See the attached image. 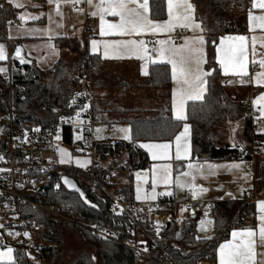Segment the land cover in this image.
I'll return each instance as SVG.
<instances>
[{
    "label": "trees",
    "instance_id": "16d2710c",
    "mask_svg": "<svg viewBox=\"0 0 264 264\" xmlns=\"http://www.w3.org/2000/svg\"><path fill=\"white\" fill-rule=\"evenodd\" d=\"M246 1L191 0L195 8V19L201 22L203 32L207 35L209 52L207 69L212 70L211 75L207 76V90L203 99L188 102L186 106L185 122L190 126L192 156L200 161L250 159L249 155L247 157L241 155L243 150L248 149L246 146L251 137L252 120L246 114L248 103L245 104L242 99L233 97L228 92L219 75L218 65L211 59L212 46L217 36L229 32H244ZM234 3H239L242 7L238 9L233 6ZM150 8L151 18L157 20L166 16L165 0H150ZM13 15V9L0 2V41L9 42L6 24ZM55 45L60 48L65 47L70 51L77 48L76 40L66 37L56 38ZM87 54L89 53L83 51L79 58L71 63L59 60L51 69L45 71L40 70L33 63L12 69L11 65L18 64V62L11 61L10 70L0 74V116L12 111L15 122L21 120V126L28 128L36 124L46 126L61 116L73 113L74 95L82 87L83 78L90 76L92 92L102 85L101 61L89 54V63H85L84 58ZM170 83L169 65L159 63L151 64L145 76V83L141 86L155 90H168ZM134 86L136 85H127L123 90ZM92 106V109L99 114L97 124L114 121L108 118L102 120L94 102ZM115 109L124 114L136 112L133 108L119 105ZM122 121L129 125L130 138L118 142H111L110 138L98 141L95 146L97 154L95 161L100 167H102L100 161L104 160L107 154L116 156L121 152L127 153L129 170L144 165V153L139 150L138 143L172 140L183 125L182 120L172 117L168 106H161L149 115L124 117ZM232 123L237 124L238 139L234 145L230 144L225 135ZM3 132L4 127H0V137ZM260 134L264 139V133ZM62 136L64 143L73 150L75 137L72 130L64 128ZM0 145L4 146L1 140ZM43 175L48 180V186L38 191L35 197L43 203L59 205L68 216L83 224L61 222L49 213L33 208L29 204H20L19 212L31 221L33 225L31 231L40 246L47 251L48 264L62 263L64 227L72 230L92 253L90 255L80 252L72 264H158L151 258L143 259L123 244L97 238L87 229L92 223L108 225L121 231L122 238L128 239L125 232L129 224L127 214L112 213L110 207L113 200L108 190L120 195L122 200L131 207L134 204L131 182L119 189H115L111 182H105L102 185L94 184L88 180L84 170L65 165L52 166ZM63 175L72 178L77 183L90 202L89 204L83 202L79 193L70 192L60 182ZM260 177L261 180L256 184L257 188L264 186V161ZM170 202L171 208L173 200ZM91 204L95 207H89ZM235 210L237 212H234ZM171 213L174 218L173 211ZM211 213H213L214 229L211 236L206 238L195 235L197 221L192 215L182 218L177 223L172 219L160 238L155 237L145 223L139 222L137 227L150 244L152 253L165 258L168 264H197L199 260L214 259L217 247L229 237L231 229L253 225L254 221V206L251 202L244 200L220 201L216 206L213 205ZM120 221L124 223V226L118 227ZM6 226L13 225L7 221L5 226L2 224L3 229ZM18 229L23 230L24 228L20 226ZM13 255L15 259L13 262L0 264H37L36 256L28 253L24 242L13 246Z\"/></svg>",
    "mask_w": 264,
    "mask_h": 264
},
{
    "label": "crops",
    "instance_id": "0c3cea01",
    "mask_svg": "<svg viewBox=\"0 0 264 264\" xmlns=\"http://www.w3.org/2000/svg\"><path fill=\"white\" fill-rule=\"evenodd\" d=\"M79 2L82 5L81 12H73L70 10V5L72 2ZM252 6L246 8L245 17L246 27L244 32H229L220 34L215 39L213 43V55L211 59L215 64L218 65L219 75L222 78V82L227 88L228 92L232 94L233 97L242 99L245 104L248 103L254 106L258 110V124L259 132L264 133V117L261 116L260 102L258 97L264 94V83H257V79H260L261 73H264V68H261L260 61L264 60V28H261L260 21L253 20L250 24L249 14L253 17L264 15V9ZM4 5H8L14 11V15L10 21L7 22V38L8 41H0V45L3 46L6 59L0 60V68L5 71L0 72L7 73L9 65L12 60V51L15 45L18 43L23 47V52L28 59H31L32 63L42 71L51 69L54 64L59 60H63L66 63H71L79 58L83 51L89 53L93 57H97L101 61L102 70V85L101 87L95 88L93 90L94 95V106L96 110L101 114L102 120H114L112 123L108 121L103 124H98L97 129L102 131L108 124H114V129L111 132L110 138L111 142L126 141L124 139L125 133L120 131L118 126L121 128L128 129V123L122 121L124 117H129L132 115L144 116L149 115L153 111L160 109L161 106H168L171 115L172 112V100H173V90L177 87V84L172 79L171 65L166 62L162 64L169 65L170 69V79L171 83L169 89H149L144 88L141 85L145 83L146 74H142V69L144 72L148 73L152 59H157L156 49L160 47L159 41L167 40L170 44L180 46L184 45L185 40H190L194 36L202 35L204 37L205 43L200 45L202 48V56L204 63L201 64V68L204 72L211 73V69H207L208 60V50H207V35L203 31L190 30L189 28L175 27L170 32H151L146 31L141 35H111L107 34L104 36L100 35V16L91 15L92 12L96 11L93 6H90L88 0H59V14L56 10V0L53 3H49L48 0H43L39 2L36 0H0ZM142 2V0H140ZM259 2V0H257ZM99 3V0H93V4ZM189 3L192 4L191 0ZM16 5H21L17 7ZM166 16L162 19H153L150 15V0H148V16L150 19L163 22L168 20V2L165 0ZM194 8V7H193ZM24 17L21 20L20 17ZM32 17H38V19H32ZM194 20L195 23L200 24V21L195 19V8H194ZM105 27L108 24H118L120 23L119 16H112L109 14L104 15ZM87 27L91 30L88 31ZM202 28V25H201ZM177 29H181L182 34L180 35V41L175 42L171 39V35L176 32ZM246 37V59L245 63V73L234 74L229 71L225 74L224 69L218 62V55H223L224 49L233 45L235 42L224 39L226 37ZM58 37H66L70 39H75L77 42V48L73 51L65 47H57L55 45V39ZM223 39V46L221 45V40ZM126 40H137L144 42V48L147 49V53L143 59L127 49L119 50H108V55H105L104 43H114ZM92 41L97 42L96 50L93 51ZM220 49L218 53L217 49ZM253 49L255 50V55H253ZM255 61V62H254ZM159 64V63H156ZM245 77H248V81H243ZM204 79L208 82L207 76ZM136 85L129 88L128 90H123L127 85ZM207 90V85H206ZM206 93V91H205ZM204 93V94H205ZM203 99V98H202ZM201 99V100H202ZM200 101V100H195ZM254 101H257L254 104ZM188 102H194L193 100L187 101L184 107V115L187 116V104ZM125 106L127 108H133L136 112H131V114H124V112H119L117 106ZM174 118V117H173ZM121 119V120H120ZM186 118L182 120L183 125L181 129L175 134V137L184 131V125L189 124L185 122ZM120 124V125H119ZM125 126V127H124ZM118 128V129H117ZM237 128L234 133V138L231 145L236 144L237 141ZM130 130L127 135L129 136ZM78 136V135H74ZM175 137L168 141H147L138 143V148L144 153L145 164L135 167L132 170L128 169L127 166V153L121 152L118 155L107 154L104 160L100 161L102 167L106 168L111 175V183L114 184L115 189L124 186L131 182L132 184V194L133 202L141 204L144 202L156 203L162 199L173 200L172 210L174 213V221L180 222V220L186 216L188 213L182 212L181 201L183 198V192L186 189L178 188L175 184V178L177 176L182 177V173L188 171V164L192 163L197 166L204 165V177L197 175L195 184L199 188L207 189L203 193H199L197 197L200 200L212 201L214 206H216L220 201L224 200H244L245 196H253L256 200L252 203L254 206L253 214V225L245 227H235L229 231V237L223 240L217 247L216 255L213 260H209L211 264H219L218 250L221 244L231 241L233 239V231H242L246 229H252L257 232L256 240V251L257 253H264V246L260 245L258 237V229L260 225L259 217L264 215L258 209V202H264V186L256 187L257 182L261 180V166L264 161V151L261 154H255L250 159H233V160H219V161H200L192 156L191 144H190V126L187 136V145L189 147V155L187 159L176 160V142ZM57 138L61 140V146L57 145V158L59 165H65L73 168L84 169L91 162V158L88 156L80 155L72 150L66 143L61 135ZM56 138V139H57ZM98 141L104 139L98 136ZM130 138V137H129ZM184 142V141H182ZM170 143L172 145L170 149L171 159L169 160H154L152 158L151 151L147 148H143L142 144H161ZM64 159V163H60V160ZM139 162V160H137ZM168 164L171 165V176L173 183L165 185L158 182L153 188L152 184V174L154 166L158 170L161 165ZM239 165L238 168H227L221 167L214 170V174H210L207 165ZM183 179V177H182ZM139 189V192H138ZM171 193V195L164 193ZM230 194V195H229ZM137 195L140 199H137ZM155 197V198H153ZM180 213V214H179ZM186 213V214H185ZM179 217V218H178ZM213 213L204 219H201L199 232L205 234L206 238L211 236L214 229L213 223ZM203 222V223H202ZM14 227V226H13ZM16 228V227H15ZM21 230V229H20ZM26 230V229H23ZM28 231V230H26ZM29 237L32 236L36 240L35 235L32 231H28ZM28 241L25 238L21 241H11V244L1 245L0 251H5L6 247L13 249L15 244H21L22 242ZM1 244V243H0ZM13 255V252L11 253ZM8 259V258H7ZM0 258V263L13 262L14 255L11 260ZM257 259H264L258 255ZM23 264V263H21Z\"/></svg>",
    "mask_w": 264,
    "mask_h": 264
},
{
    "label": "built area",
    "instance_id": "2783aa9c",
    "mask_svg": "<svg viewBox=\"0 0 264 264\" xmlns=\"http://www.w3.org/2000/svg\"><path fill=\"white\" fill-rule=\"evenodd\" d=\"M43 2V0H36ZM234 7L241 8L239 3H234ZM246 8L252 6L250 0L246 1ZM70 10L81 12L82 5L79 2H72ZM87 30L91 29L87 27ZM181 29H177L172 34L171 39L175 42L180 41ZM89 54L85 56L84 62L89 63ZM23 65L12 64L11 68H22ZM243 81H248L245 77ZM82 87L76 91L73 102V113L61 116L56 121L48 123L46 126L39 124L32 127L21 126V120L15 122L13 112L3 113L0 116V127H4V132L0 140L4 146L0 145V217L3 216L16 228L20 226L29 232L33 228L30 220L26 219L22 212H19V206L22 203L29 204L45 213H49L61 222L70 224H81L75 221L62 211L59 205L53 203H43L35 195L38 191L48 186V180L44 177V172L52 166L59 165L57 158L56 138L61 135L64 128H70L75 136L73 150L80 155L88 156L91 162L83 170L88 176V180L94 184H105L112 182L111 175L106 168L102 169L95 159V146L98 142V136L108 138L114 129V124H108L102 131H97L99 114L92 109L93 92L91 87L90 76L82 79ZM87 105L85 108L84 106ZM246 114L252 120L251 137L247 143L248 149L242 151L241 155L253 157L255 154H261L264 151V139L259 132L258 110L247 104ZM2 147V149H1ZM58 185V184H57ZM56 185V188L58 189ZM204 189V188H203ZM205 192V191H204ZM112 197L110 209L117 215L120 213L127 214L128 227L126 229L127 238H122V232L111 226L92 223L87 229L91 235L103 240H110L118 244H123L132 252H136L143 259H153L158 264H168L163 257L156 256L152 253L150 244L138 230V223H145L149 226L155 237L160 238L163 230L172 220L170 200L162 199L156 203L144 202L141 204H128L122 200L120 195L108 190ZM181 207L188 215L197 216L204 219L211 214L213 202L209 200H200L197 195L203 193L197 191L196 198H193L192 190L186 189L183 192ZM253 196H245V202H254ZM129 207V209H128ZM131 208V209H130ZM124 226L120 221L118 227ZM30 241L24 244L29 254L36 256L37 264H48L47 251L40 246L37 240L30 236ZM1 246V244H0ZM197 264H211L209 260H199Z\"/></svg>",
    "mask_w": 264,
    "mask_h": 264
},
{
    "label": "snow or ice",
    "instance_id": "6c2138e0",
    "mask_svg": "<svg viewBox=\"0 0 264 264\" xmlns=\"http://www.w3.org/2000/svg\"><path fill=\"white\" fill-rule=\"evenodd\" d=\"M51 4L54 0H48ZM168 2V20L163 22H157L149 18L148 16V0H99V3L93 4V0H88L90 6H93L96 11L91 15L100 16V35H141L146 31L155 32H170L175 27L189 28L190 30L203 31L200 24L195 23L194 20V8L189 0H167ZM12 3V0H9ZM20 7L21 5H16ZM253 7H259L264 9V0H253ZM56 10L59 14V0H56ZM109 14L112 16H119L120 23L108 24L105 27L104 15ZM24 20V17H20ZM32 19H38V17H32ZM253 20L260 21L261 28H264V15L253 17L249 14L250 24ZM224 39L234 41L235 43L228 48L224 49L223 55H218L217 59L221 67L224 69L225 74L232 71L234 74L245 73V59H246V45L244 36L226 37ZM223 39L221 45L223 46ZM160 47L156 49L157 59H152L153 64L164 63L171 65V74L173 81L177 84V87L173 90L172 100V112L173 117L176 120H184V107L189 100H201L206 91L207 81L205 76L211 75V73L204 72L201 68V64L204 63L202 56V48L199 47L205 43L204 37L194 36L190 40L186 39L184 45L176 46L169 43V41H159ZM93 51L96 50L97 42L92 41ZM105 55H108V50L127 49L135 52L139 58L143 59L147 53V49L144 48L143 41L126 40L114 43H104ZM220 53V49H217ZM253 55L255 50L253 49ZM16 56L20 58L23 63V58L20 56V49L16 51ZM6 54L2 45H0V60H5ZM255 62V61H254ZM261 68H264V60L260 61ZM5 71L0 68V72ZM142 74H147L142 69ZM260 79H257V83H264V73L259 74ZM261 108V116L264 117V94L258 97ZM257 101H254L256 104ZM85 108L87 105L84 106ZM99 132L100 130L97 129ZM125 133L124 139H129L127 135L128 129H120ZM189 132V126L184 125V131L175 137L176 142V160L187 159L189 155V147L186 143ZM184 141V142H182ZM143 148H147L151 151L152 158L154 160H169L170 149L172 145L170 143L161 144H142ZM64 159L60 160V163H64ZM221 167L238 168L239 165H207L210 174H214L215 169ZM204 165L188 164V171L182 173L181 176L175 178V184L178 188L188 187L192 190L193 198H196L197 191L204 192L207 189L199 188L195 184L197 175L204 177ZM160 182L165 185L173 183L171 176V165L164 164L157 170L154 166L152 174V184L155 189L156 184ZM64 184L69 188L75 189V185L68 179L64 178ZM59 187V185H57ZM79 191V189H75ZM139 192V189H138ZM171 195V193H164ZM230 195V194H229ZM80 198L85 204L90 202L86 199L83 192H80ZM155 198V197H153ZM137 199L140 196L137 195ZM95 207V205H91ZM258 209L264 213V202H258ZM183 211V210H182ZM260 225L258 229V237L261 246H264V215L259 217ZM203 223V222H202ZM2 227V226H0ZM11 234V233H10ZM28 236V233H24ZM233 239L220 245L218 250L219 264H264V259H257L258 255L264 257V253H257L256 240L257 232L252 229L242 230L240 232H232ZM13 249L6 247L5 251H0V258L8 257L11 260V253Z\"/></svg>",
    "mask_w": 264,
    "mask_h": 264
},
{
    "label": "rangeland",
    "instance_id": "374dc122",
    "mask_svg": "<svg viewBox=\"0 0 264 264\" xmlns=\"http://www.w3.org/2000/svg\"><path fill=\"white\" fill-rule=\"evenodd\" d=\"M118 128L123 129V128H121V125L118 126ZM236 128H237V124L232 123V125H230V127L227 129V131L225 133L226 138L230 142H232V140L235 136L234 133L236 131ZM56 143H57V145L61 146L62 142L59 138H57ZM234 212H237V210H235ZM232 214H231V216H232ZM195 220L197 221V227L195 230V235L197 237H205L206 235L199 232L200 230L198 228L200 226V222H201L200 220L201 219L199 217L195 216ZM7 221H8L7 218L5 219L3 216L0 217V222L4 226H5ZM24 233H28V231L19 230L18 228H15L13 226H6L0 232V243H1V245L4 246L6 244H11L10 242L12 240L13 241H21V239H23V238L30 241L29 240L30 239L29 234H28V236H25ZM62 239H63V248L61 250V254H62V263L61 264H72L80 252H85V253H88L90 255L92 254V253H90L89 248L82 242V240L79 239V237H77V235L72 230H70L66 227H64V229H63V238ZM12 257H13V255H11V258ZM7 258L8 257L6 256V259ZM2 259H5V257H3ZM7 260H10V259L8 258Z\"/></svg>",
    "mask_w": 264,
    "mask_h": 264
},
{
    "label": "water",
    "instance_id": "95a60500",
    "mask_svg": "<svg viewBox=\"0 0 264 264\" xmlns=\"http://www.w3.org/2000/svg\"><path fill=\"white\" fill-rule=\"evenodd\" d=\"M20 49V56L23 58V63H21V60H20V58H18L17 56H16V51H17V49ZM11 55H12V60L14 61V62H18V63H20V64H22L23 66H29L31 63H32V61H31V59H28L27 57H26V55L24 54V52H23V47L20 45V44H16L15 45V47H14V49H13V51H12V53H11ZM64 178H66V179H68L72 184H74L75 185V189H79V191H76L75 189H71V188H69V186L68 185H65L64 184ZM60 182L70 191V192H73V193H79L80 194V192H82L81 191V189L79 188V186L77 185V183L76 182H74L73 181V179L72 178H69V177H67V176H65V175H63L61 178H60ZM91 205H93V204H91ZM91 205H89V207H91ZM0 226H2V223L0 222ZM3 230V227H0V232Z\"/></svg>",
    "mask_w": 264,
    "mask_h": 264
}]
</instances>
